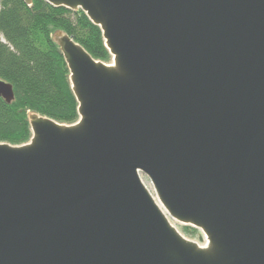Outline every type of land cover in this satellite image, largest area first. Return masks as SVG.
Returning <instances> with one entry per match:
<instances>
[{"label":"water","instance_id":"obj_1","mask_svg":"<svg viewBox=\"0 0 264 264\" xmlns=\"http://www.w3.org/2000/svg\"><path fill=\"white\" fill-rule=\"evenodd\" d=\"M43 1L110 60L52 34L78 119L0 143V264H264V0Z\"/></svg>","mask_w":264,"mask_h":264},{"label":"trees","instance_id":"obj_2","mask_svg":"<svg viewBox=\"0 0 264 264\" xmlns=\"http://www.w3.org/2000/svg\"><path fill=\"white\" fill-rule=\"evenodd\" d=\"M65 32L95 60L109 62L100 30L81 12L53 8L43 0H0V80L14 99H0V143L13 146L30 139L28 113L72 124L78 119L68 70L51 36ZM186 230L196 231L192 228Z\"/></svg>","mask_w":264,"mask_h":264},{"label":"rangeland","instance_id":"obj_3","mask_svg":"<svg viewBox=\"0 0 264 264\" xmlns=\"http://www.w3.org/2000/svg\"><path fill=\"white\" fill-rule=\"evenodd\" d=\"M144 184L146 185V187L148 188V190L153 193V189L148 181V179L144 176H141ZM176 228L179 230V232L184 235L187 239L192 240V241H198V237L201 236L199 231H191V230H186V227L180 226L175 224ZM189 228V227H187Z\"/></svg>","mask_w":264,"mask_h":264}]
</instances>
